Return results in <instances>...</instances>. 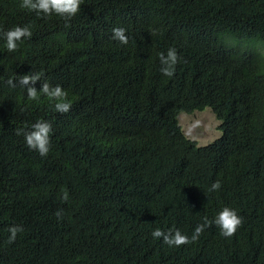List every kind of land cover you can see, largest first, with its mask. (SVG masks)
Here are the masks:
<instances>
[{
	"label": "trees",
	"instance_id": "1",
	"mask_svg": "<svg viewBox=\"0 0 264 264\" xmlns=\"http://www.w3.org/2000/svg\"><path fill=\"white\" fill-rule=\"evenodd\" d=\"M17 25L33 34L9 52ZM26 74L62 86L70 111L30 100ZM205 108L222 135L198 146L178 116ZM40 119L46 157L23 135ZM226 206L243 217L231 237L214 223L179 247L151 235L191 237ZM0 264H264V0H82L69 21L0 0Z\"/></svg>",
	"mask_w": 264,
	"mask_h": 264
},
{
	"label": "clouds",
	"instance_id": "2",
	"mask_svg": "<svg viewBox=\"0 0 264 264\" xmlns=\"http://www.w3.org/2000/svg\"><path fill=\"white\" fill-rule=\"evenodd\" d=\"M82 0H20V7L28 11H34L39 16L41 14L48 16L53 13L64 18L66 21L71 20L79 11ZM32 28L29 25L15 26L3 33L6 40V48L9 52H15L18 48V41L24 38L32 37ZM112 38L118 40L121 44L128 43L126 29L123 27H114L112 29ZM181 57L174 47L159 53L160 72L162 75L172 77L175 73V67L179 63ZM40 80L39 74L23 75L20 79V84L27 87V95L30 100H36L39 94H44L53 100L57 101L54 105L55 110L60 113H67L70 111L72 105L67 101V92L60 85L49 86L47 83L43 84L39 92L34 85L36 81ZM14 85V82L9 81ZM53 132L51 122L40 119L31 125V130L23 133L26 146L30 150H35L41 157H46L51 149V134ZM19 134V133H18ZM221 188L219 181L214 182L210 191H217ZM64 199H67L65 195ZM57 216H60V211H57ZM215 224L225 237H231L235 234L238 227L243 223V217L240 216L236 209L231 207H223L214 217L213 220L204 218L203 223L197 225L193 234L189 237L183 234L180 230H169L167 233L160 228H156L151 232L154 239L163 237V242L170 247H179L182 244H187L199 238L206 227H211ZM24 229L22 226H12L9 228L10 235L8 242L12 243L18 233Z\"/></svg>",
	"mask_w": 264,
	"mask_h": 264
},
{
	"label": "rangeland",
	"instance_id": "3",
	"mask_svg": "<svg viewBox=\"0 0 264 264\" xmlns=\"http://www.w3.org/2000/svg\"><path fill=\"white\" fill-rule=\"evenodd\" d=\"M178 122L185 136L198 146H206L222 135L220 121L210 108L193 113H180Z\"/></svg>",
	"mask_w": 264,
	"mask_h": 264
}]
</instances>
